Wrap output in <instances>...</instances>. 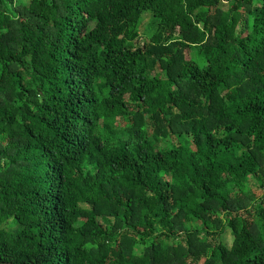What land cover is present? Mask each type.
<instances>
[{"label": "trees", "instance_id": "1", "mask_svg": "<svg viewBox=\"0 0 264 264\" xmlns=\"http://www.w3.org/2000/svg\"><path fill=\"white\" fill-rule=\"evenodd\" d=\"M0 264H264V0H0Z\"/></svg>", "mask_w": 264, "mask_h": 264}, {"label": "rangeland", "instance_id": "2", "mask_svg": "<svg viewBox=\"0 0 264 264\" xmlns=\"http://www.w3.org/2000/svg\"><path fill=\"white\" fill-rule=\"evenodd\" d=\"M146 23H148L147 20H142V23H141V26H145ZM140 32L143 33V34H140V39H139V43L138 44H142L143 41L148 37V35L145 33L146 32V29L145 28H139ZM257 195H259V192H256ZM227 237L229 236V233L226 234Z\"/></svg>", "mask_w": 264, "mask_h": 264}]
</instances>
